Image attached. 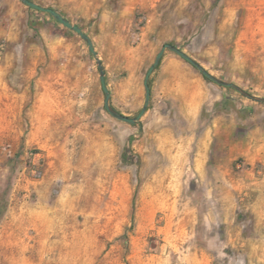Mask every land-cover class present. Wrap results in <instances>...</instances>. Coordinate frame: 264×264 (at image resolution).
<instances>
[{
	"label": "rangeland",
	"instance_id": "374dc122",
	"mask_svg": "<svg viewBox=\"0 0 264 264\" xmlns=\"http://www.w3.org/2000/svg\"><path fill=\"white\" fill-rule=\"evenodd\" d=\"M30 1L90 37L127 117L166 44L264 99V0ZM175 60L202 75L170 50L154 72ZM100 76L77 33L0 0V264H264V103L205 79L199 118L151 93L132 126Z\"/></svg>",
	"mask_w": 264,
	"mask_h": 264
},
{
	"label": "crops",
	"instance_id": "0c3cea01",
	"mask_svg": "<svg viewBox=\"0 0 264 264\" xmlns=\"http://www.w3.org/2000/svg\"><path fill=\"white\" fill-rule=\"evenodd\" d=\"M151 93L161 100L177 104L181 116L199 118L204 106L209 103L205 78L191 66L175 60L174 65L157 70L151 79Z\"/></svg>",
	"mask_w": 264,
	"mask_h": 264
},
{
	"label": "water",
	"instance_id": "95a60500",
	"mask_svg": "<svg viewBox=\"0 0 264 264\" xmlns=\"http://www.w3.org/2000/svg\"><path fill=\"white\" fill-rule=\"evenodd\" d=\"M20 1L23 4L27 5L28 7H30L31 9H34L36 11H40V12H43V13L50 14L61 25H63L67 29L72 30L73 32L77 33L87 43L90 53L94 57L97 58V63H98V66L100 68V72H101L100 80H101L102 88H103V90L105 92V102H104L105 109L114 119H116L119 122L126 123V124L134 126L140 121V119L146 113L147 108H148V106L150 104V99H151V89H150V85H149V81H150L151 75L154 72L156 66H158L160 64V62L162 60V57H163L164 53L167 50H170V51L176 53L177 55H179L182 59H184L185 61L190 63L196 69H198V71L201 72V74L204 77H206L207 79L211 80L212 82L217 83L218 85H221V86H224V87L233 88V89L239 91L240 93H242L243 95H245L246 97H248V98H250L252 100H256L258 102L264 103V99H256L255 97H253V96L249 95L248 93L242 91L236 85H234L232 83H226V82L220 81L219 79L215 78L213 75H211L209 72H207L201 65L196 63L191 57H189L186 53H184L178 47H176L174 45H171V44H166V45H164L162 47L161 51L158 53V55L156 57V60H155L154 64L151 66V68L149 69L148 73L146 74L145 81H144L145 105H144L142 111L135 118L127 117V116L119 113L118 111H116L111 106V93L109 92V90L107 88L105 72H104L102 64H101V62H100V60L98 58V54H97V52L95 50L94 44H93L92 40L90 39V37L88 35H86L79 26H76L73 23H71L68 19H66L63 15H61L59 12L55 11L54 9L43 7V6H41L39 4H36V3H34L32 1H30V0H20Z\"/></svg>",
	"mask_w": 264,
	"mask_h": 264
},
{
	"label": "trees",
	"instance_id": "16d2710c",
	"mask_svg": "<svg viewBox=\"0 0 264 264\" xmlns=\"http://www.w3.org/2000/svg\"><path fill=\"white\" fill-rule=\"evenodd\" d=\"M204 78L207 80L206 77H204ZM217 106H219V105L217 104ZM123 159L126 160V155L123 156Z\"/></svg>",
	"mask_w": 264,
	"mask_h": 264
},
{
	"label": "built area",
	"instance_id": "2783aa9c",
	"mask_svg": "<svg viewBox=\"0 0 264 264\" xmlns=\"http://www.w3.org/2000/svg\"><path fill=\"white\" fill-rule=\"evenodd\" d=\"M36 174V173H35Z\"/></svg>",
	"mask_w": 264,
	"mask_h": 264
}]
</instances>
